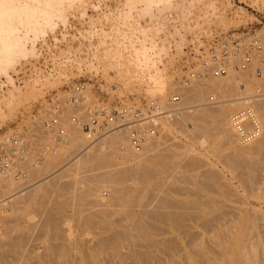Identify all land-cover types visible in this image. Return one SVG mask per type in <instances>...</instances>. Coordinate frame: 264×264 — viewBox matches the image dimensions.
Returning <instances> with one entry per match:
<instances>
[{"label": "bare ground", "instance_id": "obj_1", "mask_svg": "<svg viewBox=\"0 0 264 264\" xmlns=\"http://www.w3.org/2000/svg\"><path fill=\"white\" fill-rule=\"evenodd\" d=\"M144 1H146L148 5L152 4V2L155 3L154 0ZM12 3L13 2L9 0H0V30H9L10 22L4 19V16L10 18L18 11H21L20 14H22L30 10L28 8L30 4L28 3H24L22 7L15 4L17 8L20 7L18 10ZM170 3L171 2H167L161 6L162 8H169ZM145 8L147 7H144V9ZM37 10L42 11V8H37ZM44 10L43 7V11ZM148 10L149 9H147V11ZM121 28V26L120 29L118 28L120 32H118V29L115 31L121 34V38H123L122 40L124 41L127 36L125 35L124 29ZM249 36H253L252 38L262 43V52L264 54V31H262V29L260 31L257 30L256 34L253 33V35L251 34ZM122 40L118 41L123 43ZM121 42L118 43L122 44ZM131 43L134 44L132 41ZM142 60L135 61L134 64L137 68V73H139L138 75L141 76L140 79H145V81H147V87L144 91L149 95V98L168 96L170 92L176 91L180 93L183 101V105L179 106L173 113V121L169 118H164L162 120L161 132H165L166 135L170 134L169 132H172L171 129L175 128L174 123H178L184 128L175 130L185 138L190 139L193 143H185V141L184 145H182L183 149L178 150L177 146H179V140L174 141H177V145L174 142H170L160 148L158 147L160 144H157V141L153 139L141 151L135 152L129 148L127 136L124 134L125 132L122 130H115L103 136L97 141L94 147L89 146V148L83 151L82 146L85 140L81 131L70 124L66 118L64 123L67 128V144L59 147L57 150H49L46 153L47 156H44L41 161H37L36 159L38 153H36L34 158L32 157L33 159L28 161L26 160L29 158L27 157L28 151H26L27 144L24 143V139L19 133L17 135V133L15 134L14 132L13 137L18 139V143L17 146H14L13 151L17 152L23 150V153H17L15 155L12 167L7 171L5 176L1 178L0 195H2V197L0 198V209L4 212L9 210L10 207L11 208L7 211L8 213L6 212L8 215L5 214L7 218L4 217L5 215L2 212L0 213V221L1 223L3 222V224H1L2 227H0V255L11 253L12 249H16L17 245L23 240V236L27 239L30 238L32 232H29L30 230L28 229L33 225H35V228L37 227L36 224H38V227L40 225L41 230L46 232L47 235L48 233L49 235L51 233H58L57 228L60 225V220L63 222L62 220L67 219L65 213L64 215H59L60 217L63 215V217L60 218L46 207L44 211L40 210V218L38 214V219L35 220L36 218L33 219L37 214L35 213L37 212L35 208H38L40 205L42 207L46 205L43 203L46 199L41 202L44 205L38 202V205L36 204L38 207H36L34 202H37L40 196L44 199L43 194L47 193L48 188L51 187L53 198L50 199L48 205L51 208V204L57 202V206L59 198L61 202V197L64 198L63 196L67 195V192L65 194V189L69 187V183L71 186L74 185L73 188L71 187L72 189L69 187L71 190V193L69 192L70 197L72 196L73 198L70 199L73 201L69 203L74 202L77 206H80L81 203H87V205L85 204L87 207L82 205L85 207L86 211L81 206L80 210L76 208L77 211H83L81 215L79 214V219L84 222L83 224H88L89 227L95 228L94 231L91 232L93 236L91 238L89 250H86L87 253L84 254L85 251L81 249L80 246L85 244L83 238L81 240L82 242H76L77 239L74 238L69 241V243H72V245L70 243V246L77 249L79 248L78 251L70 252L69 250L72 248L67 243L69 247H67L66 244L64 246L65 241H68L70 238H67V236L72 233V225H65L66 227H61L63 228V234L61 235L66 238H60L65 239L63 242L61 241L63 244H60V242L53 244L46 240L48 243L45 244L43 251L40 250L39 253L38 250L37 253L35 252V257L33 255V257L36 258L34 260H37L36 264H190L189 260L179 261L176 258H171V255H167L177 252L182 248V238L187 239L189 242L191 241V243L195 241V255L201 258L198 259L201 260L199 261L200 264H219L226 261L224 257L227 258L228 255L231 257V252L228 249L227 243L229 240L233 239V237L230 239L231 236L235 232L237 233L239 228L243 227L244 229L249 222L255 223L260 219L264 221V74L257 77L254 76L250 70H239L228 72L223 75H211L199 80L191 79L188 84L183 76V79L179 81L167 83L164 78L166 75L164 69L160 71L159 68L155 66L154 61L150 64L147 62L148 59L147 61L144 59ZM199 63L198 65L200 66ZM149 65H151V68ZM189 74L190 72L187 73V75ZM88 85L89 83L86 84L84 95L86 99L92 101L94 98L92 99L91 97ZM167 85L171 86L172 89L169 91L167 89L165 93H160ZM142 88L140 87L138 90L140 91ZM115 90V86L112 90L110 87V91L114 92ZM19 91V89H12L9 91L8 95L2 99L6 100L13 97L17 95ZM145 92L143 93L145 94ZM208 92H211V94L207 97L205 104L203 102ZM206 93L207 95H205ZM211 95L214 97L212 101L209 99ZM200 101L203 102L195 104V102L197 103ZM188 103L193 105H189ZM207 104L213 105L209 106ZM247 105L253 107L257 119L262 123V131L259 136L251 141L241 143L238 140L235 128L232 124L231 115L236 109ZM48 115L46 118L49 117ZM165 122H167L168 125L165 124ZM47 135L51 140V135L49 133H47ZM214 136L221 140V144L219 143L220 149L217 148V150H225V156H223L225 157L224 161H226L224 164L226 171L216 166V168H214V165L211 166L209 164L211 160L204 156V152H198L199 149L197 151V148L194 146V144H196L205 149L207 142L209 143V140ZM11 137L10 139H13ZM10 139L6 142V148L11 147ZM20 139L22 141H20ZM20 144H25V146ZM181 144H183V141ZM209 149H206L207 152ZM215 149L214 151L216 152ZM75 150H77V153L75 152L73 157L70 159L68 158L69 160L63 166L56 169L59 172L57 173L55 170V175L58 174V178L54 177L55 175H53V173L50 175L53 176L48 180L44 178L45 181H39L36 178V180L32 179L34 178L33 175H39L40 172L47 171L52 164L54 165V163H56L54 162L55 159L56 161L60 159L63 160L67 154H73ZM214 151L212 150L213 153ZM65 152L67 153L66 155ZM176 155H180L182 162L180 163L184 166L183 170H180V168L182 169V167H180L182 165L179 166L180 168L178 167L180 171L179 175L181 176L178 178L179 180H176L172 175L170 180L164 181L163 176L165 175V171L168 170L171 165L176 164L177 167V163L179 164L180 157H178V160H175ZM21 157L24 158L21 159ZM115 157L119 158L117 161L119 164L112 161ZM51 158H53V161ZM126 160L130 161L126 163ZM110 161L113 162V164L117 163L115 164L116 166L107 168V166L109 167L110 165ZM25 165L26 167L28 165V169L24 171L23 168ZM89 165H95L97 167L106 166L107 169L97 171L93 175H88L89 173L85 174L84 172L86 171L85 168ZM201 166L202 169H196L197 173L194 171L190 172V169ZM16 168L24 171L25 177L20 176L16 178L14 175V170ZM93 169H96V167ZM170 169L174 171L175 167L174 169L172 167ZM88 170L90 171L92 169ZM178 170L174 172L177 173L179 172ZM187 170H189V172ZM173 171H171V173ZM179 175L177 174L176 177ZM62 176L65 178L63 179ZM91 176L93 178H90ZM181 177H183V179L180 181ZM128 179H130V182H126ZM30 180V183L33 184H29L30 186L28 185L29 188H27L29 182L26 184L25 182ZM237 182L243 186L245 191L247 190L250 197L256 199V202L250 203L244 199L241 192L238 190L239 188H236ZM23 183L26 185L27 189L22 190L25 187ZM78 183L80 186H77ZM104 183L109 186L107 187L105 185L106 187H104L107 189V196L103 195L104 188L101 187ZM21 185H23V187ZM18 187L19 189H17ZM44 196L46 197L45 194ZM47 196H49L46 197L48 199L51 194ZM68 198L67 200L69 201ZM241 200H243V202ZM40 201H42V199ZM63 201L65 203L66 197ZM152 201L153 203L150 205ZM234 201H238L239 203L242 202L245 206L242 208V204H239L240 206L237 207L231 205V202ZM64 203H61V205L67 207L68 203L66 202L65 206ZM70 205L73 206V204ZM56 206L54 204L52 208L55 210ZM59 211H62V209L58 211L55 210L54 213L58 214ZM27 219L31 220L28 221ZM165 224H168L169 227L166 228ZM33 227L32 229H35ZM38 227L37 229H39ZM61 228L59 227V229ZM83 231L84 230H82V233ZM243 231H245V229L242 230L241 233L244 237L247 233ZM27 232L29 235L26 237ZM258 232L260 233V230ZM46 233L43 234L46 235ZM207 233H212L217 236L215 241L213 240L215 245L203 242V237ZM238 235L237 233V236ZM241 235L239 236L241 237ZM28 242H26V244ZM30 243L31 241L27 244L28 247ZM37 243L34 244L38 246ZM228 244H230V242ZM19 246L17 248L20 251L21 249ZM253 246L251 242H246L245 244V247L249 249H253ZM22 247L23 246H21V248ZM28 247L26 248L25 246L22 250L26 248L29 253ZM30 247L33 248V246ZM24 251L20 252V254ZM160 252L165 255L158 254ZM245 253L246 252H244V255ZM4 256L2 258H4ZM13 256L17 257V254ZM13 256H10L11 258L8 256V258L13 260ZM25 256H29V258H27L28 260L30 258L33 259V257H30L31 255L25 254ZM25 256L23 255L22 257L24 258ZM20 259L23 261L22 258ZM27 259L26 261L28 262ZM246 259L249 258L246 257ZM18 261H16V263L10 261V264L11 262L12 264H17ZM258 263L259 262L255 261L253 264ZM7 264H9V262Z\"/></svg>", "mask_w": 264, "mask_h": 264}, {"label": "rangeland", "instance_id": "obj_2", "mask_svg": "<svg viewBox=\"0 0 264 264\" xmlns=\"http://www.w3.org/2000/svg\"><path fill=\"white\" fill-rule=\"evenodd\" d=\"M9 1L20 7H22L24 3H28L30 4V7H28L30 10L29 12L22 14H20L21 11H18L10 18L4 16V19H7L10 22L9 30H0V149L1 147H5L7 144L6 142L9 141L10 137L14 136V132L15 134L17 133V135L19 133V135H21L24 139V143L27 144L26 151H28L27 157L29 158L26 160L28 161L33 159L36 153L39 152V118H46L48 115L47 107L50 105L49 99L54 93L65 92L63 89L71 83L79 80L87 81L89 83V92L91 93L92 99H101L109 105L117 102L129 103L141 101L149 98V95L144 91L147 87V81H145V79H140L141 76H139V73H137L138 71H136L137 68L134 64L135 61H141L142 59L147 61L148 59L147 62L150 64L154 61L155 66L159 68L160 71L164 69L166 72L164 78L167 83L179 81L183 79L182 76L184 73H188L191 69L193 70L199 68V61L196 57V52L200 46L205 49V46H203L205 40L212 37L214 34L226 31H238L241 33L247 31L248 33L250 32L256 34L257 30L260 31L262 29V31H264V0H154L155 3L152 2L150 5H148L144 0ZM167 2H171L169 8H162L161 5ZM20 7H18L17 10L20 9ZM43 7L45 9L44 11ZM144 7L147 8L144 9ZM37 8H42V11L37 10ZM147 9L149 10L147 11ZM120 26L122 27L121 29H124L125 35L127 36H125L127 38H125V42L122 40L123 38H121V34L116 33L117 29H120ZM119 29L118 32H120ZM117 35L120 36L118 37ZM118 40H122L123 43ZM131 41L134 42V44H132ZM118 42H121L122 44ZM149 67L151 68V65H149ZM114 86L116 87V90L114 92L110 91V87L112 90L114 89ZM140 87L142 89L139 91L138 89ZM12 89H19L20 91L17 95L3 100L2 98L6 97ZM167 89L169 91L172 87L167 85L160 93H165ZM143 92H145V94ZM210 94L211 92H208V95L207 93L205 94L207 96L204 99L205 101L203 100L204 102H195V104L202 102L206 104L207 97ZM188 104L193 105L190 103ZM207 105L210 106L213 104ZM165 124L168 125L167 122H165ZM174 125L175 128L171 129L172 132H169L170 134L166 135L165 132L160 131V135L154 138L157 141L156 143L160 144L158 147L161 148V146L165 144L179 140V146H177V149L182 150V145H184L185 141V143H193L190 139L185 138L183 135L179 134L177 130H175L180 128L183 129V126H180L178 123H174ZM46 137L45 142L48 140L50 141L48 135H46ZM214 137L212 138L215 140L212 138L209 140L211 142H209L210 144L208 142L207 144L205 143V149L196 144H194V146L197 148V151L199 149L198 152H204V156L211 160L209 163L211 166L214 165V168L218 167L226 171V168L224 167V164L226 163V161H224L225 150L222 147L223 151L217 150V148L220 149L219 143L221 144V140L216 136ZM182 141L183 144H181ZM174 143L177 145V141ZM95 145H93V147ZM206 149H209V151L207 152ZM76 151L77 150H75L73 154H67L65 152V155H67L66 157L63 156L64 158L63 160L60 159L61 161H56L54 158V162L56 163L52 162L53 158H51V162L54 163V165L52 164L47 171L40 172L41 174L39 173V175L32 174L34 178H31L33 180L38 179L39 181L48 180L56 174V169L63 166L71 157H73ZM46 156L47 155H45V157ZM175 157V160H178L180 155H176ZM116 158L117 157L113 158L112 161L117 162L119 158ZM129 161L126 160V163ZM113 162L110 161V165L109 167L107 166V168H110L111 166L114 167L117 163L119 164V162L114 164ZM180 162L181 157L179 164L177 163V167L176 164L171 165V167L173 169L175 167L177 170L182 167L180 170H183L184 166L181 164L182 162ZM90 166L91 165L87 167L92 170L89 171L86 167V171H83L85 174L89 173L88 175H93L97 171L107 169L106 166L97 167L92 165L93 168L96 167V170ZM171 167L165 171V175L163 173L164 181L170 180L172 175L173 178L179 180L178 178L181 176L179 175L180 171L178 170L179 172L176 173L174 171L177 170L174 169L173 171L170 169ZM23 169L24 171L25 169H28V165L27 167L25 165ZM193 169H190V172H196V169H202V166ZM169 170L173 171V174ZM187 171L189 172V170ZM58 172L59 171H57V173ZM51 174L53 175L50 176ZM177 174L179 176L176 177ZM54 177L58 178L59 176L57 174ZM62 178L64 179L65 177L62 176ZM90 178L93 177L91 176ZM182 179L183 177H181L180 181ZM28 182H26L28 183L27 188L33 184L30 183L31 180ZM126 182H130V179L126 180ZM23 185L21 186L23 187ZM105 185L106 184L104 183L101 187H109L108 185ZM24 186L25 187L22 190L27 189L26 185ZM77 186H80L79 183ZM19 187L17 189H19ZM69 187L72 189L74 185L71 186L69 183ZM69 187L67 188L69 191L65 189V194L67 192V195L64 194L65 196H63L61 194L64 197H61V202L59 198L58 204L60 207L58 204L56 206L57 202L54 203L56 206L55 210L58 211L62 209V211H59L58 214L54 213L55 210L52 208V206L54 207L53 203L51 204V208L48 205L50 199L53 198V191L51 190V187L48 188L47 193H44L46 197H49L47 195L51 194L50 198H48L49 201L44 194V199L40 196L41 198L39 197V199H37L38 201L34 202L35 205H38V202L41 203L45 199L46 201L43 203L46 205L43 203H41L44 205L43 207L40 204L39 207L36 205V207H38L35 208L37 212H34L37 213L35 216L39 214V218L41 215L40 212L44 211L46 207L58 217H60L59 215H64L65 213L67 222L66 220H62L63 222L60 220L59 227L64 228L71 224L72 233L69 236L66 235L67 238H70L68 241H65L64 246L66 243L70 246V239L72 240L74 238L77 239L76 242H82L81 240L83 238L85 244L80 247L85 251V254L87 253L86 250H89V245L91 244V238L93 236L91 232H93L95 228L91 226L89 227L88 224H83L84 222L79 219V216L81 215V212L83 213V211H77V209L80 210V206L87 207V203H85L86 205L81 203L80 206L78 205L79 207L74 202L69 203L73 201L70 200L73 198L72 196L70 197L71 190ZM236 188H239L238 190L241 192L245 200L250 203L256 202V199L254 197H250L247 190L245 191L242 185L238 183ZM106 191L107 189L104 188V196L108 195V192L106 193ZM65 197L66 201L64 203L63 200ZM41 199L42 201H40ZM241 201L243 202V200ZM66 202L68 203V206L70 204H73V206L70 205L72 207H68L66 205L67 207H63L61 203H64L65 206ZM242 202L239 203L238 201H234L231 202V205L237 207L240 206L239 204H242L241 206L243 208L245 205ZM152 203L153 201L150 202V205ZM85 207L83 208L85 209ZM9 210L3 212V210L1 211L0 209V213L2 212L5 215ZM7 215L4 217L7 218ZM63 215L61 217H63ZM35 216L33 219L36 218L35 220H37L38 216ZM27 220L29 221L31 219ZM1 224H3V222ZM33 226L30 228H35V225ZM36 226L38 227V224H36ZM165 226L166 228L169 227L168 224H165ZM0 227H2V225ZM37 227L32 229V231L30 228L28 229L30 230L29 232L33 233L30 235L32 238L29 236L31 239L24 238L25 236H23V240H21V243H23L26 248L28 247L27 244L31 241L29 247L33 246L35 250L31 247H28V250L29 253L31 251V253L34 252L33 254H29L26 248L24 250L27 252L22 250L23 247H25L23 244L19 243L20 246L19 244L17 245V247L19 246L25 254L31 255L30 257H33V255L35 257L38 250L39 253L40 250L43 251L45 244L48 242L53 244L60 242V244H63L61 241L63 242L66 239L63 235H61L63 234V228L59 229L58 227V233H51L50 235L48 233L49 237L46 232L41 230L40 225L38 227L39 229H37ZM241 228H239L241 232L238 229L237 233L241 235L242 230L245 229L243 232L247 233L246 236L244 235L243 237V234L241 237L239 235L237 236L236 232L233 234L234 236H231L230 239H232V237L233 239L228 241L230 244L227 243L228 249L231 252V257L229 255L227 258L224 257V260L226 261L219 264H253L255 261L259 262L258 264H264V221L260 219L255 223L249 222L246 224L244 229L243 227ZM82 230H84L83 233ZM259 230L260 233L258 232ZM43 233H46V235ZM28 235L29 233L27 232L26 237ZM216 237L217 236L212 233H207L203 237V242L215 245L214 241ZM46 240H48V242H46ZM182 240V251L179 249L177 252L167 255H171V258H176L179 261L189 260L190 264H200L199 261L201 260L198 259L201 258L195 255V241L191 243V241L189 242L185 238H182ZM26 242L28 243L26 244ZM246 242H251L254 245L253 249L245 247ZM34 243H37L38 246ZM21 246L23 247L21 248ZM17 247L16 249H12V252L9 251L13 254L7 253L1 254L2 256L0 255L1 264L2 261L3 264H7L8 262L10 264V261L16 263L18 260L17 264L37 263V260H34L36 259L34 257L33 259L30 258L29 260L31 261H29L27 259L29 256L26 257L24 252L22 253L25 256L23 258V255L20 254L22 251H19ZM70 247L72 248L69 250L70 252L78 251L79 249L75 247L74 249L73 246ZM244 252H246L245 255ZM15 253L17 254V257L13 256L16 255ZM158 254L165 255L161 252ZM4 255L7 256L5 257ZM3 256L4 258H2ZM8 256H13L16 260L14 258L12 260L10 259L11 257L8 258ZM246 257L249 259H246ZM20 258H22L23 261ZM33 260L34 262L32 263Z\"/></svg>", "mask_w": 264, "mask_h": 264}, {"label": "built area", "instance_id": "obj_3", "mask_svg": "<svg viewBox=\"0 0 264 264\" xmlns=\"http://www.w3.org/2000/svg\"><path fill=\"white\" fill-rule=\"evenodd\" d=\"M251 34L253 35L247 31L244 33L226 31L206 39L203 45L205 49L200 46L196 52V57L200 61L199 68L191 69L189 75L183 74L186 83H190L191 79L199 80L211 75H223L239 70H250L254 76H262L264 74L263 45L252 38L253 36H249ZM87 83L85 80L75 81L63 89L64 93H54L49 99L50 116L39 118L37 161H41L49 150H57L67 144L68 135L64 123L66 118L81 131L85 140L83 151L112 131L122 130L127 136L129 148L138 152L159 135L162 120L164 118L172 120L175 110L183 105L181 95L176 91L168 96L146 98L140 102H117L109 105L101 99L91 101L84 95ZM209 99L212 101L214 97L211 95ZM231 121L241 143L251 141L262 131V123L257 119L250 105L236 109L231 115ZM47 133L51 135L49 142H45ZM12 138L10 148L0 149V183L1 178L12 167L15 155L23 153V150L13 151L18 139ZM20 145L25 146V144ZM14 175L16 178L25 177L24 171L19 168L14 170Z\"/></svg>", "mask_w": 264, "mask_h": 264}]
</instances>
